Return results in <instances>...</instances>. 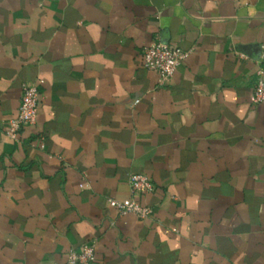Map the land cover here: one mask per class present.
<instances>
[{
    "label": "crops",
    "instance_id": "1",
    "mask_svg": "<svg viewBox=\"0 0 264 264\" xmlns=\"http://www.w3.org/2000/svg\"><path fill=\"white\" fill-rule=\"evenodd\" d=\"M156 40L187 52L165 85ZM259 65L264 0H0V264L88 243L92 264H264ZM32 82L37 123L11 138ZM129 198L153 214L110 203Z\"/></svg>",
    "mask_w": 264,
    "mask_h": 264
},
{
    "label": "built area",
    "instance_id": "2",
    "mask_svg": "<svg viewBox=\"0 0 264 264\" xmlns=\"http://www.w3.org/2000/svg\"><path fill=\"white\" fill-rule=\"evenodd\" d=\"M187 52L178 45L156 40L144 50L143 61L146 68L158 74V82L165 85L173 77ZM39 82L26 83L23 86L22 100L18 109L17 117L10 120L6 125L5 132L11 138H17L19 131L24 126L37 123L41 93ZM250 100L253 105H264V67L259 65L256 70V80L251 92ZM37 146L45 147V138H38ZM131 191L134 194L145 195L154 191V184L145 174H132L129 178ZM111 205L116 207L121 214L131 213L139 218L150 217L153 209L142 204L136 198L122 201L111 200ZM95 260V244H84L78 250H70L67 261L69 264H92Z\"/></svg>",
    "mask_w": 264,
    "mask_h": 264
}]
</instances>
